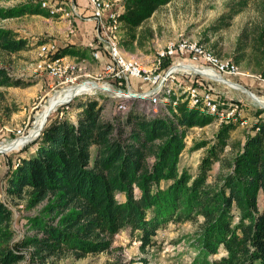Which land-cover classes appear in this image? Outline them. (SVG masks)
Listing matches in <instances>:
<instances>
[{
    "label": "trees",
    "instance_id": "obj_1",
    "mask_svg": "<svg viewBox=\"0 0 264 264\" xmlns=\"http://www.w3.org/2000/svg\"><path fill=\"white\" fill-rule=\"evenodd\" d=\"M169 1L124 0V42L144 45L147 36L137 35V28ZM248 1L231 5L211 25L212 31L227 28ZM257 13V20L238 34L232 58L236 64L253 63L261 73L264 0ZM25 14L50 16L33 1L0 7V20ZM27 44L13 29L0 26V56L19 52ZM64 56L86 57L87 49L71 43L52 54L54 59ZM193 79L209 88L204 79ZM27 85L0 65V87ZM210 85L223 100L245 106L242 99L226 93L227 86ZM171 102L166 105L169 114L149 116L132 108L124 118H104L97 100L78 99L74 121L65 111L49 119L35 140L17 149L0 181V264H57L112 253L120 250L114 236L127 230L145 252L160 229L185 221L197 227L190 236L195 255L189 264H264V108L255 110L242 139H231L239 123L229 120L219 125L213 139L196 141L191 150L203 148L204 154L191 174L179 167L185 137L192 127L211 124L214 116L190 107L186 100ZM216 164L219 170L214 174ZM18 205L37 209L25 216L28 230L21 235L12 208Z\"/></svg>",
    "mask_w": 264,
    "mask_h": 264
},
{
    "label": "rangeland",
    "instance_id": "obj_2",
    "mask_svg": "<svg viewBox=\"0 0 264 264\" xmlns=\"http://www.w3.org/2000/svg\"><path fill=\"white\" fill-rule=\"evenodd\" d=\"M25 1L29 0H0V7L9 8ZM238 1L171 0L161 5L149 19L137 28V35L142 32L147 36L144 45H139L136 40L128 43L124 42L128 35L123 32L121 37L122 46L128 55H133L143 60V62H150L156 55L157 50L164 48L168 42L188 39L213 50L222 58L233 60L232 56L238 34L245 24L257 20V7L263 0H249L245 9L232 18L227 28L213 32L210 27L216 23L222 13L228 11L231 5H236ZM0 26L13 29L19 37L27 39L28 44L25 49L16 53L1 55L0 65L4 66L12 77L29 83L25 87H0V92L4 97L2 100L0 99V124L4 128L0 131L1 145L8 144L17 137L15 129L18 127H24V135H27L34 128L35 122L49 98L60 93L64 87L62 84L57 85L58 81L39 67L41 57L36 52L37 45L45 40H53L60 47H63L74 42V38L67 36L69 29L66 21L59 18H45L35 14H25L20 17L0 20ZM93 31L92 28L91 33ZM238 65L242 71L249 72V74L260 73L255 71V65L248 63L247 60ZM236 80H239L241 84L248 85L254 91L255 100L264 105V85L258 83L259 81L251 76H241ZM220 88L224 89V87ZM224 90L228 95L240 98L246 103L244 107L248 108L246 116L249 117L250 124L255 110L260 108L261 105L241 89L226 87ZM97 93L100 100L103 101L102 116L104 118H124L115 109L114 99L108 93L102 91H97ZM81 98L76 97L70 102L57 107L48 117L47 122L56 116L61 117L65 111H67L69 119L76 118L78 111L76 105L78 99ZM66 104L68 106L65 107ZM60 112L62 113L60 114ZM217 129L218 124L215 122L204 127L189 129L185 137V149L179 160L181 169L185 168L191 174L196 173L204 149L191 150V147L196 141L213 139ZM243 129L245 127L238 124V127L230 134L231 139H242ZM39 135H35V138H29L25 145L35 140ZM29 148L34 149V146L32 145ZM17 149L0 152V181L7 169L8 158L13 159ZM218 170L219 166L216 164L212 173L215 174ZM262 203L263 197L260 196L259 204L262 205ZM12 208L14 220L16 221L15 228L17 234L21 235L28 230L25 216L35 213L37 209L27 211L20 205ZM196 230V225L189 221L169 223L157 232L154 237L155 243L147 247L145 252L140 250L135 236L127 230L114 236L116 247H120L119 251L88 255L79 260L68 258L57 262V264H189L195 255V251L190 244V236ZM220 254H222V251L215 256ZM19 264H26V262L23 261Z\"/></svg>",
    "mask_w": 264,
    "mask_h": 264
},
{
    "label": "built area",
    "instance_id": "obj_3",
    "mask_svg": "<svg viewBox=\"0 0 264 264\" xmlns=\"http://www.w3.org/2000/svg\"><path fill=\"white\" fill-rule=\"evenodd\" d=\"M29 1L39 4L51 17L66 21L69 33L75 32L77 21L93 24L94 38L85 44L86 57L54 59L52 54L59 47L57 42L46 40L37 45L36 52L41 57L39 67L55 78L57 85L62 84V89L84 86L74 98H93L103 104L97 91L106 92L114 99L115 109L123 117L132 108L142 110L149 116L169 114L166 105L174 98L172 105L178 100H186L190 107L214 116L213 122L218 127L229 120L237 121L243 127L249 125V117L246 116L248 108L241 103L223 100L211 91L210 84L239 90V84H243L232 79L251 76L264 85V72L254 75L244 72L232 59L222 58L213 50L188 39L168 42L164 48L157 50L150 62L128 55L121 41L125 32L120 20L125 10L124 0H87L88 13L81 10L75 0H70L69 5L55 0ZM165 61H168L166 67L163 66ZM99 62L101 69L94 72L92 65ZM193 78L204 79L209 88L200 87ZM3 129L0 124V131ZM24 130V127L15 129L17 137L23 136Z\"/></svg>",
    "mask_w": 264,
    "mask_h": 264
},
{
    "label": "bare ground",
    "instance_id": "obj_4",
    "mask_svg": "<svg viewBox=\"0 0 264 264\" xmlns=\"http://www.w3.org/2000/svg\"><path fill=\"white\" fill-rule=\"evenodd\" d=\"M92 84L94 86H99V87L102 86L99 83H92ZM83 88H84L83 85L67 87L65 89H61L62 91L57 95L51 96L48 102L44 105L38 119L36 120L34 128L31 129L30 132L28 133L30 134L29 137L27 135H23L21 137H16L12 142L8 144H1L0 152L17 149L18 147L25 145L29 138L38 135L39 132L44 127L51 113H53L60 105L71 101V99H73L77 94H79Z\"/></svg>",
    "mask_w": 264,
    "mask_h": 264
},
{
    "label": "crops",
    "instance_id": "obj_5",
    "mask_svg": "<svg viewBox=\"0 0 264 264\" xmlns=\"http://www.w3.org/2000/svg\"><path fill=\"white\" fill-rule=\"evenodd\" d=\"M56 2H60V1H64L66 3H68L69 5V1L70 0H55ZM75 2L79 5L81 10H85L86 13L90 12V10L88 9V2L87 0H75ZM45 18H58V17H45ZM78 26V28H77ZM93 28V24L92 23H87V22H81V21H77L76 22V30L74 33H67V36H69L70 38H74V42H72L73 44L76 45H81L83 46V48H85V44L87 41L91 40V30ZM70 58L73 57H77V56H68ZM92 68L94 69V71H98L101 69V63H95L92 65ZM55 79V78H53ZM56 80V79H55ZM261 90V89H260ZM76 118L73 119V121Z\"/></svg>",
    "mask_w": 264,
    "mask_h": 264
},
{
    "label": "water",
    "instance_id": "obj_6",
    "mask_svg": "<svg viewBox=\"0 0 264 264\" xmlns=\"http://www.w3.org/2000/svg\"><path fill=\"white\" fill-rule=\"evenodd\" d=\"M230 85H236L235 83H233V82H228ZM238 85V84H237ZM239 86H240V89L243 91V92H245V93H247L248 95H250L254 100H255V98H254V96H255V94L251 91V90H249L248 88H246L245 86H243V85H240L239 84ZM255 101H257V100H255ZM257 103H259L260 105H261V107H264V105H262L259 101H257ZM29 135L30 134H27V136L29 137ZM37 136V135H36ZM35 136V137H36ZM34 137V138H35Z\"/></svg>",
    "mask_w": 264,
    "mask_h": 264
}]
</instances>
